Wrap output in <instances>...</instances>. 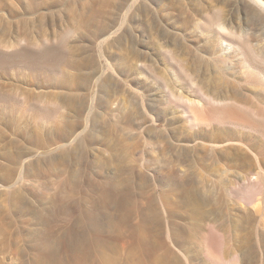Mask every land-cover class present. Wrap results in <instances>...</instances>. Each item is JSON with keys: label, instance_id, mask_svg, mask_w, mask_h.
I'll return each instance as SVG.
<instances>
[{"label": "rangeland", "instance_id": "obj_1", "mask_svg": "<svg viewBox=\"0 0 264 264\" xmlns=\"http://www.w3.org/2000/svg\"><path fill=\"white\" fill-rule=\"evenodd\" d=\"M218 16L227 29L221 35L210 23ZM20 37L31 42L50 41L54 47L43 59L47 66L34 72L0 69V89L50 104L62 98L69 105L61 118L47 127L0 105V137L3 135L10 152L16 154V159H3L2 164H19L27 150L37 154L38 133L62 127L68 119L81 121L82 130L97 92L83 141L75 142L69 151L59 150L61 155L55 160L48 153L43 156L41 167L47 177L60 179L63 169L73 184L70 195L59 197L53 215L46 216L54 236L61 234L66 218L88 221L103 215L108 203L102 192L110 189L108 175L115 169L104 166V157L96 154L95 146L97 142H120L128 160H136V170L147 176L152 169L166 182L168 191L169 184L181 180L165 176L167 168L185 166L183 181H202V194L209 199L207 209L232 213L239 226L238 237L246 235V241L256 246L259 256L246 264H264V190L259 195L258 213L248 203L253 197L248 186L252 177L264 173V131L260 128L264 120L250 113L264 114V78L258 73L264 61L263 15L255 14L242 0H0V43L10 44ZM67 49L69 57L62 59ZM246 49L257 57L248 55ZM103 54L111 58L121 76L105 70ZM246 57L258 72L246 70ZM200 90L232 98L236 105L226 110L240 116L241 122L248 124L246 128L201 125L196 133L182 113L180 98L198 100ZM172 94L178 100L170 98ZM70 98L75 100V112ZM107 106L121 109L128 125L119 128L110 116L98 115L99 109L109 111ZM241 131H246V141L239 140ZM196 134L198 141L187 146L181 143ZM229 136L232 140L210 141ZM239 153H246L241 166L232 161ZM187 155L190 165L180 162ZM37 158H30L34 166ZM50 164L59 169L49 170ZM242 176H246V190L235 194L234 190L243 189ZM2 192L0 199L6 204L7 193ZM212 196L217 202L210 200ZM18 262V256L9 253L4 264Z\"/></svg>", "mask_w": 264, "mask_h": 264}, {"label": "bare ground", "instance_id": "obj_2", "mask_svg": "<svg viewBox=\"0 0 264 264\" xmlns=\"http://www.w3.org/2000/svg\"><path fill=\"white\" fill-rule=\"evenodd\" d=\"M253 9L257 15L264 16V0H242ZM211 26L221 35L226 32V26L220 16L211 19ZM225 40L222 38L221 45ZM54 46L49 40L31 42L26 37H20L10 44L0 43V69L18 68L31 72L39 71L45 65L44 56L49 54ZM248 51V55L257 57V53ZM134 54L137 55L135 49ZM264 56V53L262 54ZM69 57L68 49L62 59ZM106 59L104 68L111 71L115 77L122 75L121 71L103 54ZM261 71L250 64L246 57L244 67L250 73L258 72L264 78V61ZM60 73L64 69L57 68ZM102 77L97 78V84ZM97 92L93 95V105L90 108V118L87 117L82 130L81 121L66 120L64 126L54 127L46 134L38 133L36 147L38 153L27 150L20 161L9 166L2 164L3 159L15 155L9 150V142L0 137V194L7 193L6 204L0 199V264L5 263L6 256L11 253L18 256V264H246L254 262L257 256L255 247L244 237H238L239 226L232 213H224L219 208L207 209L209 199L202 194L201 180L188 179L187 168L169 166L165 176H178L181 182H172L168 191L166 182L159 179L155 171L149 169L146 176L142 170H136V160L126 157L120 142H97L96 154L103 156L104 166L112 167L115 172L108 175L110 189L102 192L107 203L101 217L91 220H73L66 218L62 224L59 236H54L46 225V216H52L58 206L59 197H68L73 189L70 176L65 170L60 175L47 177L48 172L41 164L47 153L55 160L58 151L73 149L75 142H82L90 128ZM174 98V95H170ZM178 100V98H174ZM182 113L187 123L196 133L201 125L212 124L233 125L246 128L241 117L226 110L235 106L232 98L222 96L218 92L209 93L200 90L199 99L180 98ZM0 105L10 113L20 112L29 115L42 123H51L61 118L65 105L69 102L60 98L52 104L44 99H32L29 95L9 93L0 89ZM72 111H76L75 100L70 98ZM109 111H101L98 115L110 116V121L117 127L128 125V119L121 109L107 106ZM246 113V109H245ZM264 120V114L250 111ZM75 116L78 115L75 113ZM249 115V113H248ZM251 116V115H249ZM246 118V115H242ZM264 131V123L260 125ZM228 129V128H224ZM230 130V129H229ZM200 139L193 135L184 140L193 143ZM232 140L210 139L214 143ZM239 140L246 141V131L239 133ZM195 144V143H194ZM70 147V148H69ZM69 148V149H65ZM24 151V148L21 149ZM34 151V150H33ZM20 151L17 157L19 158ZM38 156L34 166L30 158ZM26 157V158H25ZM25 158V159H24ZM21 160V159H20ZM187 155L180 159L182 164H191ZM232 161L237 165L246 162V153L237 154ZM49 170H57L59 166L50 164ZM253 175H255L253 173ZM47 177V178H46ZM254 177V176H253ZM249 183L253 197L249 205L255 206L258 213L260 197L264 190V173L258 172ZM175 178V177H173ZM243 189L234 193L241 194L246 190V176ZM168 188V187H167ZM233 194L232 191H229ZM246 203V199L241 197ZM217 202L216 197L211 199ZM244 204V203H241ZM260 213V212H259ZM263 221V220H262ZM264 224V222H263ZM259 247V246H258Z\"/></svg>", "mask_w": 264, "mask_h": 264}]
</instances>
